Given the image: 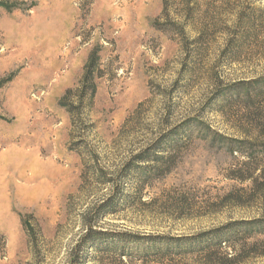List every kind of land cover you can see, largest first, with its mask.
Instances as JSON below:
<instances>
[{
    "label": "rangeland",
    "instance_id": "rangeland-1",
    "mask_svg": "<svg viewBox=\"0 0 264 264\" xmlns=\"http://www.w3.org/2000/svg\"><path fill=\"white\" fill-rule=\"evenodd\" d=\"M0 80V264H67L108 180L133 264H264V0H0Z\"/></svg>",
    "mask_w": 264,
    "mask_h": 264
},
{
    "label": "trees",
    "instance_id": "trees-1",
    "mask_svg": "<svg viewBox=\"0 0 264 264\" xmlns=\"http://www.w3.org/2000/svg\"><path fill=\"white\" fill-rule=\"evenodd\" d=\"M90 65V67H88V71H86L85 75H84V82L87 81L88 78H90L93 74H94V65H95V61L92 59L90 61V63H88ZM7 82L6 80H0V88L4 85V83ZM85 84V83H84ZM95 90V88H94ZM94 90L93 93L94 94ZM72 111V109H71ZM250 120L252 121H260V120H264L263 116H259L256 113H250ZM185 131L187 130H183L182 129V134L185 133ZM175 139V136H173ZM163 141H169V139L165 136L163 138L160 139L159 143L162 144ZM176 144V140H174V142ZM153 149L147 148L145 151H143V153H141L139 156L140 157H146V155H148V153L150 151H152ZM160 153H163L162 151ZM156 163H158V165H161L160 163L162 161L166 162L163 166L161 167H166V171H168L170 169L169 166H166V164L170 161V157H165L164 155L160 154L159 156L156 157ZM148 170L150 171V167L148 168ZM147 173V172H146ZM150 172H148L147 175H149ZM111 181V185H112V193L110 194V196H108L107 198H105L100 204H98L97 206V210H92L89 209L87 210L85 213L86 215L83 216L82 218V225L83 227H85V233L82 235V237L78 240L77 244L75 245L74 248H72V250L70 251L68 257L69 260L67 262V264H86L87 257L89 255L88 251L89 248L91 249H95V253L98 256L99 259L103 258H107L110 256H115L117 257V260L119 261V263L122 264H133V259L132 256H129L128 252L126 251V249H121V250H116V249H112V244L111 246L105 242L107 241L109 238H105L104 235H108L107 231L102 230V229H98V227L100 226V222L95 218V214L96 213H103L106 214L109 211L115 209L117 207L116 201L115 199L119 196L122 195L119 191V185L115 184L114 180H108ZM95 211V213H93ZM23 225L26 227V229L30 232V234H32V226L30 224L29 221V216L28 215H24L23 220H22ZM35 235V233L32 234ZM118 236V235H117ZM95 239H100L101 241H104L105 243V247H97ZM116 240H120V242L124 241L125 239H118V238H114ZM3 240L4 237H3ZM111 240V239H110ZM155 240V239H153ZM127 241V240H126ZM132 241H139V238L136 237L134 238ZM37 240L35 242V244L37 245ZM108 244V245H107ZM154 246V244H153ZM151 246V247H153ZM161 248L159 247H154L152 250H146L143 252L144 256L147 255H151L152 252H158L160 251Z\"/></svg>",
    "mask_w": 264,
    "mask_h": 264
}]
</instances>
